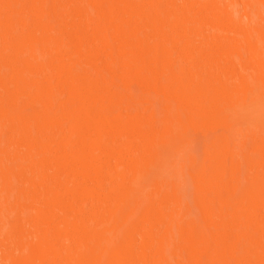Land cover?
<instances>
[{"label":"bare ground","instance_id":"6f19581e","mask_svg":"<svg viewBox=\"0 0 264 264\" xmlns=\"http://www.w3.org/2000/svg\"><path fill=\"white\" fill-rule=\"evenodd\" d=\"M0 264H264V0H0Z\"/></svg>","mask_w":264,"mask_h":264},{"label":"rangeland","instance_id":"374dc122","mask_svg":"<svg viewBox=\"0 0 264 264\" xmlns=\"http://www.w3.org/2000/svg\"><path fill=\"white\" fill-rule=\"evenodd\" d=\"M245 20H246V19H245ZM246 21H247V20H246ZM250 21H251V20H250ZM254 23H255V22L253 21V24H254ZM250 24H252V23L249 22V25H250ZM253 24H252V25H253ZM195 40H196V41H195ZM195 40H194V43H196V44H194V43H190V46H191L192 44H194V45H197V46L199 47L200 45H198V44H201L202 47H203V46H207V45H209L211 48L214 49L215 46H216L215 48H220L222 45H224V42L227 43V42H228L227 40H229V39H215V40H213V41H215V43L212 42V44L209 43V42L211 41V40L208 41L209 39H208V40H207V39H195ZM198 40H200V41H198ZM224 40H225V41H224ZM223 41H224V42H223ZM226 41H227V42H226ZM203 43H204V44H203ZM205 43H206L207 45H206ZM208 43H209V44H208ZM213 43L215 44L214 47H212V46H213ZM210 44H211V45H210ZM194 45H193L194 48L197 47V46H194ZM218 46H219V47H218ZM206 48H209V47L207 46ZM214 50H218V49H214ZM241 50H242V52L244 51L243 49H240V51H241ZM217 52H218V51H217ZM215 53H216V52H215ZM190 135H191V134H190ZM195 135H197V134L195 133ZM197 136H198V138H199L200 135H197ZM190 137H191V136H190ZM193 137H195V136H193ZM196 138H197V137H196ZM198 138H197V139H198ZM197 139L194 141V140L192 139V137H191V144H193V145H192V147L189 145V146L192 148L191 151H193L195 154H199L200 149H201V148H200L201 143L199 144L200 146H198V144H197L198 141L200 142L201 137L199 138V140H197ZM199 142H198V143H199ZM195 148L198 149L199 152H198ZM163 173H164L165 175H167V176H168V175H172V174L174 173V165H172L170 162L167 163V164L165 165V169H164ZM185 178H186V176H185ZM181 179H182V178H181ZM181 179H180V180H181ZM183 181H184V182H183V184H182V180H181V185H182V188H181L182 190H181V191L183 192V194H184L186 197H187V195H188V197H189V196L192 194V190H193V189L191 188L192 186H191L190 180L187 178L186 181H185V179L183 178ZM184 183L186 184V186H185ZM188 184H189V185H188ZM186 187H188V188H190V189L186 190V189H187ZM190 190H191V191H190ZM187 193H188V194H187ZM193 210H194V212H193ZM193 210H191L192 213H195V214H196V215H193V216H194V217H195V216H198V214H197L198 211L196 212L195 208H193Z\"/></svg>","mask_w":264,"mask_h":264}]
</instances>
